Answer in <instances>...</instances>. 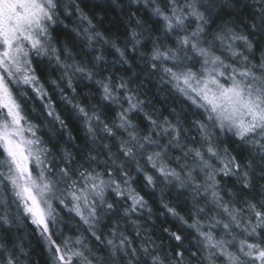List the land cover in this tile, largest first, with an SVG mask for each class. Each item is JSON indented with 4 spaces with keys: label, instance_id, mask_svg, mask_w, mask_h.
Masks as SVG:
<instances>
[{
    "label": "snow or ice",
    "instance_id": "snow-or-ice-1",
    "mask_svg": "<svg viewBox=\"0 0 264 264\" xmlns=\"http://www.w3.org/2000/svg\"><path fill=\"white\" fill-rule=\"evenodd\" d=\"M27 231L47 264H264V0H0V264Z\"/></svg>",
    "mask_w": 264,
    "mask_h": 264
},
{
    "label": "trees",
    "instance_id": "trees-1",
    "mask_svg": "<svg viewBox=\"0 0 264 264\" xmlns=\"http://www.w3.org/2000/svg\"><path fill=\"white\" fill-rule=\"evenodd\" d=\"M117 2L122 3L123 5H127L129 0H117ZM250 3H254L255 0H249ZM89 3H100L107 4L108 0H89ZM138 5H133L130 11L135 12ZM98 11V17H103V29L108 30L113 38H120L121 40L125 38L126 28L130 27L128 16L126 13H122L120 8H115L114 10L111 8H106L104 11ZM138 16L144 17L145 11L141 8L140 12L137 13ZM114 60L113 56H109V62ZM118 67V66H117ZM151 89V90H150ZM145 91L148 92V96L152 98V103L156 106L157 109H160L167 115V108L177 107V111H179V107L177 104L173 103L171 98L166 100L165 93H157L155 88H152L151 85L145 86ZM54 103L57 106V111L62 112V114L67 116V113L64 111L66 106L60 100L58 94H53ZM35 107H39V101L34 103ZM142 116V114H141ZM137 123L144 126V121L140 118H136ZM70 128L72 129V134L78 137L77 142L82 143L83 141V126L82 124H77L75 121L69 123ZM180 208H183L182 204L177 205ZM154 211L158 208V205L153 203ZM152 220L155 221L157 225L156 228H152V223L149 222L147 227L152 229V239L156 241L157 244L161 245L162 248L166 251H170L171 244L173 243L167 238V235L160 231V226L165 223V217L160 215L157 218V215H153ZM172 218H167V226L171 227ZM26 237V243L29 245V252L31 257V264H47L48 253L43 246V243L39 240L38 237H34L30 231L23 233Z\"/></svg>",
    "mask_w": 264,
    "mask_h": 264
}]
</instances>
